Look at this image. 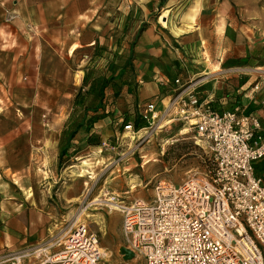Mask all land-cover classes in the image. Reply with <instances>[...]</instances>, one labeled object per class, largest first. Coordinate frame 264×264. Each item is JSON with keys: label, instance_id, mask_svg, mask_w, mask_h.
<instances>
[{"label": "crops", "instance_id": "0c3cea01", "mask_svg": "<svg viewBox=\"0 0 264 264\" xmlns=\"http://www.w3.org/2000/svg\"><path fill=\"white\" fill-rule=\"evenodd\" d=\"M96 44L106 69L120 76L114 82L122 78L119 97L108 88L103 105L116 124L164 100L176 80L195 77L197 95L212 108L240 104L264 123V0H0V85L20 71L34 72L25 78L36 82L46 72L67 76L70 58ZM86 58L77 66L85 69ZM5 151L0 144V255L39 244L49 231L42 194L18 188L1 170Z\"/></svg>", "mask_w": 264, "mask_h": 264}, {"label": "built area", "instance_id": "2783aa9c", "mask_svg": "<svg viewBox=\"0 0 264 264\" xmlns=\"http://www.w3.org/2000/svg\"><path fill=\"white\" fill-rule=\"evenodd\" d=\"M198 82L176 80L164 100L138 109L146 127H122L136 135L175 122L201 150L199 165L185 180H159L150 200L116 201L123 248L141 264H264V175L253 169L264 159V123L240 104L215 110L197 95ZM98 148L109 144L101 141ZM80 216L73 217L65 239L9 252L0 264H99L98 236Z\"/></svg>", "mask_w": 264, "mask_h": 264}, {"label": "rangeland", "instance_id": "374dc122", "mask_svg": "<svg viewBox=\"0 0 264 264\" xmlns=\"http://www.w3.org/2000/svg\"><path fill=\"white\" fill-rule=\"evenodd\" d=\"M162 14L161 11L156 16ZM94 48L95 51L81 49L70 58L71 69L67 76H64L66 72L61 78L57 71L46 72V77L36 82L25 78H33L34 72L20 71L19 79L14 80L13 75L3 81L5 84L0 85V144L6 147L9 165L1 170L5 169V177L14 179L18 188L42 194L49 222L45 242L59 237L65 239L64 233L77 214L88 230L98 236L106 254L99 264H141L138 260L124 259L121 213L109 203L135 198L150 200L159 180L180 183L199 165L201 150L195 145L192 134L182 132L183 126L175 122L131 135L121 131L119 122L116 124L110 113L105 117L110 123L105 121L101 127L94 125L90 132L92 139L99 137L109 148H98L100 142L88 144L89 134L84 126L67 141L73 98L82 86L85 71L95 81L120 77L106 69L103 62L107 57L102 55L104 46L96 44ZM84 55L87 63L82 69L77 61ZM200 78L195 77L193 81ZM121 81L122 78L117 82ZM74 117L76 124L78 114ZM13 126L20 127L21 134L5 135ZM97 130L102 133H96ZM12 138H19L16 146L12 145ZM67 142L68 148L60 162V146ZM4 255H0V260Z\"/></svg>", "mask_w": 264, "mask_h": 264}, {"label": "trees", "instance_id": "16d2710c", "mask_svg": "<svg viewBox=\"0 0 264 264\" xmlns=\"http://www.w3.org/2000/svg\"><path fill=\"white\" fill-rule=\"evenodd\" d=\"M113 77H109L107 79H103L100 81H95L94 79H90V74L88 71H85L82 86L75 93L73 102H72V112L70 115V124L71 130H69L68 140H70L76 133V131L85 127V131L87 134V141L90 145H98L99 137L95 136L92 139L93 135L90 133L94 124L99 120L105 118L109 112H105L103 105L105 100V95L107 93V89H112V95L114 98L119 97L120 90L122 86L121 82H114ZM109 84H112L109 86ZM86 87V89H85ZM81 113V114H80ZM78 114V121L74 124V115ZM126 124H131L135 130L144 128L147 126L145 120L141 119L138 116V113L130 112L125 114L121 121L119 122V127H122ZM69 127V126H68ZM66 132H64L65 134ZM68 148V142L63 146H60L59 158L60 162L63 160V157L66 153V149ZM253 169L256 176L264 175V159L257 160L253 163Z\"/></svg>", "mask_w": 264, "mask_h": 264}, {"label": "water", "instance_id": "95a60500", "mask_svg": "<svg viewBox=\"0 0 264 264\" xmlns=\"http://www.w3.org/2000/svg\"><path fill=\"white\" fill-rule=\"evenodd\" d=\"M121 253L124 257L125 260H132L134 259V255L132 254V252H130L128 249L126 248H122L121 249Z\"/></svg>", "mask_w": 264, "mask_h": 264}, {"label": "bare ground", "instance_id": "6f19581e", "mask_svg": "<svg viewBox=\"0 0 264 264\" xmlns=\"http://www.w3.org/2000/svg\"><path fill=\"white\" fill-rule=\"evenodd\" d=\"M72 48H74V47H72ZM182 132H186V131H182ZM109 204L112 206V208H113L114 210H116V209L118 208L117 203H109ZM76 216H77V214H76ZM103 254H104V256H106L105 253H103Z\"/></svg>", "mask_w": 264, "mask_h": 264}]
</instances>
